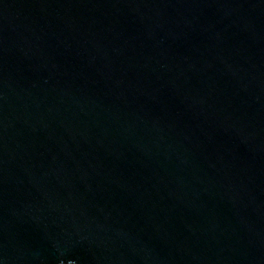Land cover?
Returning <instances> with one entry per match:
<instances>
[{"label":"water","instance_id":"obj_1","mask_svg":"<svg viewBox=\"0 0 264 264\" xmlns=\"http://www.w3.org/2000/svg\"><path fill=\"white\" fill-rule=\"evenodd\" d=\"M0 264H264V0H0Z\"/></svg>","mask_w":264,"mask_h":264}]
</instances>
